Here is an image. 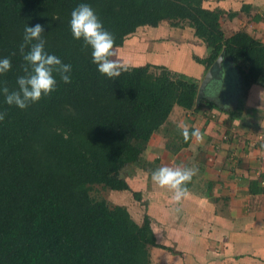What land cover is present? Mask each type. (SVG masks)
Masks as SVG:
<instances>
[{"label":"trees","instance_id":"trees-1","mask_svg":"<svg viewBox=\"0 0 264 264\" xmlns=\"http://www.w3.org/2000/svg\"><path fill=\"white\" fill-rule=\"evenodd\" d=\"M187 1L0 0V57L12 65L0 86L17 89L24 74L19 45L26 24H41L46 51L72 66L70 83L54 73L55 90L26 109L0 94V264H151L147 245L166 248L149 241L126 206H110L90 190H131L121 170L139 159L174 105L194 106L198 81L151 64L108 78L92 62L90 46L73 38L69 21L77 4H90L113 47L140 26L187 24L209 49L195 57L206 69L224 50L242 69L245 90L264 83V44L244 30L225 36L222 10ZM172 131L166 147L186 145L181 128Z\"/></svg>","mask_w":264,"mask_h":264},{"label":"crops","instance_id":"crops-1","mask_svg":"<svg viewBox=\"0 0 264 264\" xmlns=\"http://www.w3.org/2000/svg\"><path fill=\"white\" fill-rule=\"evenodd\" d=\"M187 2L197 9L222 10L225 36L244 30L264 44V0ZM172 26L163 20L151 26L156 28L150 37L133 50L125 41L115 48H128L123 59L135 61L131 66L164 65L195 78L198 86L213 69L194 106L174 105L167 123L151 135L141 162L137 161L147 165L142 170L138 167L145 181L137 171L124 176L131 190L136 185L143 188L133 190L139 197L132 198L143 201V210L159 225L165 246H175L174 252L153 247L154 259L158 264H264V83L255 82L245 90L242 69L224 50L220 67L213 63L206 69L195 59L209 54L204 41L188 25ZM179 125L199 129L201 137L190 133L181 148L166 147L173 126ZM161 166L196 169L179 201L173 198L174 190L151 179L152 171ZM126 207L131 215L139 211L131 202ZM133 218L139 223V215ZM160 256L164 260L159 261Z\"/></svg>","mask_w":264,"mask_h":264},{"label":"clouds","instance_id":"clouds-1","mask_svg":"<svg viewBox=\"0 0 264 264\" xmlns=\"http://www.w3.org/2000/svg\"><path fill=\"white\" fill-rule=\"evenodd\" d=\"M71 33L74 39H83L85 45L91 48L92 62L97 70L108 78L118 77L122 71H126L128 65L112 59L114 56V37L104 26L90 4L81 2L71 11L69 21ZM44 28L37 23L34 26L28 24L24 27L23 40L19 45V51L25 64L22 66L24 74L16 79L17 89L9 90L7 86H0V94L8 105H15L20 109H26L30 104L38 102L42 96L49 95L55 90L57 79L54 73L59 74L65 83L71 81L72 66L64 63L54 53L45 49V40L41 33ZM27 48V51L25 50ZM10 57H0V75L11 69ZM5 118V113L0 111V121ZM185 140L189 139L187 125H179ZM191 136L199 139L201 132L194 128ZM196 169L191 167L161 166L154 169L151 179L159 186H167L174 190V199L179 201L186 194L185 182L190 181Z\"/></svg>","mask_w":264,"mask_h":264},{"label":"rangeland","instance_id":"rangeland-1","mask_svg":"<svg viewBox=\"0 0 264 264\" xmlns=\"http://www.w3.org/2000/svg\"><path fill=\"white\" fill-rule=\"evenodd\" d=\"M184 26H187V24H182V25L180 24L178 26V28L181 29ZM172 27H175V26H172ZM154 28H156V27H151V26H147V25L138 27L133 33L129 34L126 37L125 43H127V44H125V45L129 46V48L133 50V48L137 47L139 43H142V41H144V38H149L150 37V33L155 30ZM165 38L168 39L166 36H165ZM115 48L116 47L113 48L114 56L112 57V59L117 60L120 63L126 64L128 66H131L132 64L135 63V61L133 62V61H130V60L123 59V58H126V56H124L123 53L125 51L126 52L128 51L127 47H125L124 49H123V47H121L119 50H116ZM137 161L141 162L140 159H138ZM137 163H135V164L130 163V164L126 165L121 170V175L122 176H125L127 174L128 175H132V174H134V172L137 171L136 174H138V178L144 182L146 178L142 177V171L141 170L144 167H147V165H144V164L142 165V164H139V163L137 164ZM138 167H139V169L142 168L141 170H139V173H138ZM132 189L133 190H139V189H143V188L141 186H139V185H136ZM133 190L121 191L120 192L119 190H111L109 188H106V187H103L102 185L97 184V185H94L92 187V189L90 190V194H91L92 197H94L96 199H105L110 206H113L115 204H121V205L126 206V205H129L130 202L133 203V204H136L137 207L139 208V211L136 212L135 215L136 214L139 215V218H138L139 224L144 227V230L146 232V235H147L149 241L150 242L152 241V242H155L157 244H161V245L165 246L164 242H166V241H164L163 235L161 236L159 234V225L158 224L156 225L155 221L151 222V220L149 219V217L146 214L145 210H143V208H144L143 201L138 202V201H135L132 198V194L130 192H132ZM146 194H149V189L146 191ZM131 213H132V217L135 216L134 212L131 211ZM170 244H172V243H170ZM153 247H156V246H151L150 244L147 245V248H148V251H149V255H150V258H151L150 259V263H151V260H152V264H158V261H155V259H154V255L155 254L152 252ZM174 248H175V246L172 245L171 247L169 246V247H166V248H163V249L171 250L172 252H174L175 251ZM151 255H152V257H151ZM158 260L161 261V260H164V258L160 256V258Z\"/></svg>","mask_w":264,"mask_h":264},{"label":"water","instance_id":"water-1","mask_svg":"<svg viewBox=\"0 0 264 264\" xmlns=\"http://www.w3.org/2000/svg\"><path fill=\"white\" fill-rule=\"evenodd\" d=\"M223 56H224V54H223V52H221L219 54V56L217 57L216 61L214 62V63H217L219 67L223 61ZM212 75H213V69H209L207 74L205 75L204 79L201 81V83L198 86L197 99H199L200 97L203 96L205 89H206V86H207V83L211 80Z\"/></svg>","mask_w":264,"mask_h":264}]
</instances>
